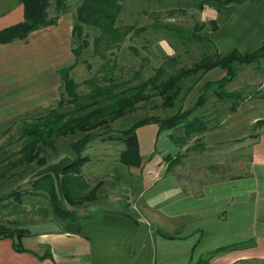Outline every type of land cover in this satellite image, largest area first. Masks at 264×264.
Listing matches in <instances>:
<instances>
[{
	"label": "crops",
	"instance_id": "obj_1",
	"mask_svg": "<svg viewBox=\"0 0 264 264\" xmlns=\"http://www.w3.org/2000/svg\"><path fill=\"white\" fill-rule=\"evenodd\" d=\"M74 9L26 38L0 42V139L10 138L4 132L20 119L42 116L58 104V71L74 61ZM208 9L214 18L215 10H203ZM22 19L23 5L15 3L0 14V30ZM208 34L219 51L252 50L264 40V0L240 3ZM154 49L172 56L165 40ZM79 66L84 74L83 63L70 73ZM224 74L218 67L207 71L185 104L204 82ZM243 87L248 96L220 126L182 147L156 123L139 126L142 166L114 158L109 174L123 188L122 199H98L99 209L83 213L79 225L53 219L39 203L0 200L1 221L17 219L26 226L16 217L29 211L36 217L29 225L41 229L26 226L30 234L22 237V250L1 238L0 264H264V123H258L264 120V58L258 69L242 67L225 90ZM222 247L228 248L215 253Z\"/></svg>",
	"mask_w": 264,
	"mask_h": 264
},
{
	"label": "trees",
	"instance_id": "obj_2",
	"mask_svg": "<svg viewBox=\"0 0 264 264\" xmlns=\"http://www.w3.org/2000/svg\"><path fill=\"white\" fill-rule=\"evenodd\" d=\"M69 1H9L7 8L1 10L0 14L15 3H21L23 19L1 29L0 42L23 39L35 29L56 24L60 14L69 11ZM244 1H192L191 4L201 11L206 7L215 10L216 16L208 21L209 26L195 23L192 28H185L162 23L161 27L168 34L174 33L176 39H184L180 45L183 48L181 52L191 56L196 52L195 59L191 63H184V59H179L180 55L166 56L145 78L140 75V68L133 72L134 78L118 79L115 75L120 68L112 49L120 48L129 32L138 33L146 27L117 24L123 9L121 0H77L71 30L74 61L59 69L61 85L58 104L42 116L12 124L4 132L17 129L18 136L14 141H21V146L8 153L2 150L0 154V188L5 187L3 183L11 179L10 187L3 194L0 193V199L19 203H44L45 200L53 219L78 225L80 218L74 219L77 207L100 199L101 186L104 184V180L99 179L89 185L82 176V166L89 160L83 151L95 138L101 136V140L123 144L118 160L128 166L141 167L143 158L136 134L139 126L156 123L160 131L170 132L178 147L195 136L196 140H200L201 134L220 126L227 113L236 110L239 103L248 96L247 87L227 92L226 84L244 66L258 69L260 60L264 58V40L247 52L237 49L224 52L219 51L209 37V30L217 29L220 23L228 20L234 9ZM186 41L191 47L196 44L195 51H190ZM196 41H201L202 45ZM90 52L101 59L99 67L94 71L95 75L82 81L74 80L70 71L77 63H84L89 72L93 69V64L85 57ZM178 63L180 65L176 66ZM216 67L223 69L225 74L219 79L204 82L188 104H185L202 76ZM82 84L90 87L87 92L79 91ZM156 97L161 100L159 106L166 111L164 116L151 113L134 116L131 122L116 130L115 134L109 133L112 122L119 118H129L130 114ZM218 102L220 105H216ZM225 103L227 106H222ZM154 106L157 107L156 104ZM258 123H264V120ZM101 128L105 130L100 131ZM66 137L70 138L64 144V150H60L57 143ZM63 154H69L74 160L61 173L65 201L59 198L55 180L50 173L28 179L35 170ZM29 234L30 230L17 219L0 220V239L11 238L17 250L23 249L21 239ZM227 248H218L215 253ZM202 262L200 260L196 264Z\"/></svg>",
	"mask_w": 264,
	"mask_h": 264
},
{
	"label": "rangeland",
	"instance_id": "obj_3",
	"mask_svg": "<svg viewBox=\"0 0 264 264\" xmlns=\"http://www.w3.org/2000/svg\"><path fill=\"white\" fill-rule=\"evenodd\" d=\"M9 1L11 0H0V10L7 7ZM192 1L194 0H121L123 9L119 15L117 24H133L135 27L141 28L144 26L146 28L145 30H141L138 33L133 31L129 32L126 39L121 44V47L118 49H112L114 55L116 56V61L118 62V68H120L117 70L115 75L118 79L133 77V72L140 68V75L142 78H145L151 74L152 69L161 64L164 60V57L160 56V53L162 52H159L160 50L156 51V49H154V44L158 43L160 40H165L173 49L172 55H180L179 59H184V63H191L193 59H195L196 52L192 54V56L185 53L183 54L181 52L183 51V48H180L182 47L180 45L184 39L180 37L176 39L173 35L174 33L170 32V34H168L165 29L161 27L162 23H172L185 28H192L195 23H204L206 26H209L208 21L211 19V10L208 9L207 11H201L191 4ZM75 2H77V0H70V7L74 8ZM172 11L174 12L171 13ZM195 43L202 45L201 41H196ZM186 44H188V47L191 48L190 51H195L194 47H196V44H194V47L193 45L191 47L188 41H186ZM85 57H87L88 61L93 64V69H91L90 72L88 70H84V74H81L80 67L82 66H79L73 72V74L70 73L71 77L76 81L95 75L94 71L99 67L98 65L101 62V59L98 56L91 54V52L86 54ZM179 65L180 63H178L176 66ZM58 74L60 76L59 71ZM89 88L90 87L87 85L82 84L78 89L80 92H87ZM48 96H50V94H48ZM58 96L60 97V87L58 88ZM154 99L155 100L152 102L145 103L144 106L140 107L136 112L130 114L129 118H119L112 122L109 133L115 134L116 130L122 128L126 123L131 122L134 116H141L147 113L164 116L166 111L159 106L161 101L160 98L156 97ZM154 104H156L157 107H155ZM31 118L36 117H30L27 119ZM21 121L22 119H20L18 122L20 123ZM103 130H105V128L100 129V131ZM17 131V129H13L9 132L10 135L12 134L10 138L5 136L0 139V154L3 153L2 150L5 151V153H8L10 151L17 150L18 147L21 146V141H14V139H16L18 136ZM69 138L70 137H66L57 143L60 150H64V144L68 142ZM9 141L11 143L7 144ZM122 148L123 144H119L111 140H101V136H98L93 141H91L83 151L84 155L89 156V160L82 166V176L89 185L95 184L99 179L104 180V184L101 186L100 191L101 199H115V196H118L119 199H122L121 194H123V188L118 186L117 179L113 176H110L109 174L110 165L113 163V159L118 157L117 154ZM9 183H11V179L10 181H6V184L3 183L6 186L0 188L1 194H3L4 190L10 187ZM110 191L112 192L110 193ZM6 200L8 201V199ZM43 202L44 203L39 204L47 206L45 204V200H43ZM102 202H104V200ZM98 203L99 201L97 202L96 200L78 206L76 212H74V219L79 220L80 218V224L85 220L86 217L83 215V213H86L87 211L88 215H93L95 211L99 209L100 205H98ZM94 205H96V207ZM109 206L110 205L108 204V206H105V208H109ZM26 215V217L24 215V217L22 216L16 218H19L21 221H25L26 226L28 227V225L31 224V220L36 219V217L29 213V211L26 213ZM31 215L33 216L30 217ZM29 228L33 231L41 230L40 225H29ZM146 256L147 250H145L141 255V260H145ZM124 264H134V262L131 261Z\"/></svg>",
	"mask_w": 264,
	"mask_h": 264
},
{
	"label": "water",
	"instance_id": "obj_4",
	"mask_svg": "<svg viewBox=\"0 0 264 264\" xmlns=\"http://www.w3.org/2000/svg\"><path fill=\"white\" fill-rule=\"evenodd\" d=\"M73 162L74 160L69 154H63L60 157H58L56 160L47 163L46 165L35 170L33 173L29 175L28 179H33L43 174L50 173L55 180V185L58 191L59 198L62 201H65L61 187V181H60L61 173L65 168L71 166Z\"/></svg>",
	"mask_w": 264,
	"mask_h": 264
}]
</instances>
